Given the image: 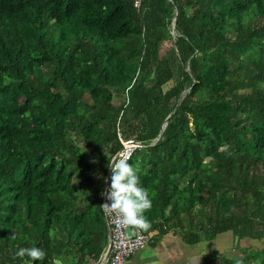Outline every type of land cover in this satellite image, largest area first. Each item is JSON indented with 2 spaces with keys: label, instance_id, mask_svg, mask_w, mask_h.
Here are the masks:
<instances>
[{
  "label": "trees",
  "instance_id": "obj_1",
  "mask_svg": "<svg viewBox=\"0 0 264 264\" xmlns=\"http://www.w3.org/2000/svg\"><path fill=\"white\" fill-rule=\"evenodd\" d=\"M120 139L148 243L231 233L186 264H264V0H0V264L102 263Z\"/></svg>",
  "mask_w": 264,
  "mask_h": 264
},
{
  "label": "clouds",
  "instance_id": "obj_2",
  "mask_svg": "<svg viewBox=\"0 0 264 264\" xmlns=\"http://www.w3.org/2000/svg\"><path fill=\"white\" fill-rule=\"evenodd\" d=\"M130 156L113 154L108 159L111 172L109 187L101 192L106 200L100 205L102 212L113 218L120 225L133 230L148 231L151 222L145 212L151 209L152 199L148 189L140 184L138 168L129 163ZM47 253L44 249L36 246L19 248L13 259L29 258L31 261L45 259Z\"/></svg>",
  "mask_w": 264,
  "mask_h": 264
},
{
  "label": "crops",
  "instance_id": "obj_3",
  "mask_svg": "<svg viewBox=\"0 0 264 264\" xmlns=\"http://www.w3.org/2000/svg\"><path fill=\"white\" fill-rule=\"evenodd\" d=\"M213 242H201L189 247L178 235L169 233L155 244L147 243L131 256L127 264H186L192 257L213 251ZM146 250H148L146 255H143V251Z\"/></svg>",
  "mask_w": 264,
  "mask_h": 264
},
{
  "label": "built area",
  "instance_id": "obj_4",
  "mask_svg": "<svg viewBox=\"0 0 264 264\" xmlns=\"http://www.w3.org/2000/svg\"><path fill=\"white\" fill-rule=\"evenodd\" d=\"M135 6H139V0H135ZM120 142L122 148L117 154L128 155L130 159L135 151L140 148V145L133 140L124 141L120 139ZM105 202L106 200L103 199V203ZM105 220L109 229L108 264H127L129 258L148 243V236L144 235L141 230H135L133 234L132 229L120 225L106 215Z\"/></svg>",
  "mask_w": 264,
  "mask_h": 264
},
{
  "label": "rangeland",
  "instance_id": "obj_5",
  "mask_svg": "<svg viewBox=\"0 0 264 264\" xmlns=\"http://www.w3.org/2000/svg\"><path fill=\"white\" fill-rule=\"evenodd\" d=\"M166 46H163L162 50L164 52ZM233 237L231 235V233H225V234H221L218 235L215 239V241L213 242V246H214V250L218 251L219 254H223L224 256L227 257H237L239 254V250H235L234 252H230L232 249V241ZM207 243V242H206ZM249 242H244L243 246L244 247H249ZM250 245H258L256 243H251ZM109 248V246H108ZM107 248V249H108ZM148 250L143 251V255H146Z\"/></svg>",
  "mask_w": 264,
  "mask_h": 264
},
{
  "label": "water",
  "instance_id": "obj_6",
  "mask_svg": "<svg viewBox=\"0 0 264 264\" xmlns=\"http://www.w3.org/2000/svg\"><path fill=\"white\" fill-rule=\"evenodd\" d=\"M174 21H175V19H174ZM179 102H180V100H179ZM166 123H167V120L165 121V124H164V126L166 125ZM164 126L162 127V131H163V129H164ZM162 131H161V133H162ZM161 138V134L159 135V137H158V139H160ZM110 171V170H109ZM108 171V172H109ZM109 174L107 175V177H106V182H105V189L107 188V186H108V183H109ZM106 225H107V222H106ZM108 235H109V229H108ZM108 258H109V249H107L106 250V252H105V254H104V256H103V260H102V263L101 264H106L107 263V260H108Z\"/></svg>",
  "mask_w": 264,
  "mask_h": 264
}]
</instances>
